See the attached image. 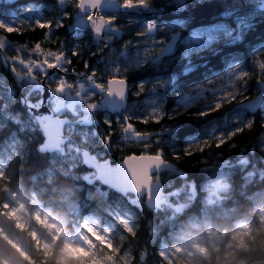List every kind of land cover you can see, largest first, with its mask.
Segmentation results:
<instances>
[{
    "label": "trees",
    "instance_id": "trees-1",
    "mask_svg": "<svg viewBox=\"0 0 264 264\" xmlns=\"http://www.w3.org/2000/svg\"><path fill=\"white\" fill-rule=\"evenodd\" d=\"M206 1L148 0L146 6L104 14L117 17L112 26L119 35H106L98 42L90 32L70 31L79 13L76 0L64 7L58 0H0V20L24 21L19 25L23 34H10V44L31 47L43 41L45 48L59 49L73 61L63 67L75 72L57 69L54 78L66 77L71 84L93 80L99 87L118 76L126 78L130 88L128 105L121 112L98 108L86 122L63 113L62 117L73 118V128L67 129L68 144L52 152L44 148V133L35 117L43 87L54 88L51 75H37L42 86L31 89L8 59L18 54L15 46L0 50V264H64L60 251L64 237H58L50 251L42 247L32 227L22 226L12 213L16 200L33 215L38 207L52 212L69 234L89 221L107 234V240L95 238L76 264H196L176 249L187 237L210 232L220 240L201 264H264V105L255 113L243 106L264 98V73L258 68L264 59V12L228 19L194 16L191 11ZM36 20L61 26L49 37L35 27ZM207 30L212 32L209 43L182 42L185 36ZM174 34L181 40L173 54L156 61ZM231 69L237 74L227 83L225 75ZM243 72L251 75L241 78ZM204 88L205 98L184 104L187 96ZM106 92H85V99L101 104ZM228 93L236 96L235 103L224 99ZM220 102L224 103L220 110L199 115ZM157 114L164 118L142 122ZM129 120L135 130H122ZM241 128L244 131L229 138ZM221 139L226 140L223 145L218 144ZM205 141L212 144L198 150ZM69 143L110 165L129 157L159 155L163 149V159L173 167L154 174V179L163 186L164 196L169 195L168 203L152 206L146 194L124 197L104 186L96 174L89 178L93 170ZM217 178H224L227 188L212 197L208 186ZM240 224L248 225V230H239ZM17 236L31 241L27 252L15 242Z\"/></svg>",
    "mask_w": 264,
    "mask_h": 264
},
{
    "label": "water",
    "instance_id": "water-1",
    "mask_svg": "<svg viewBox=\"0 0 264 264\" xmlns=\"http://www.w3.org/2000/svg\"><path fill=\"white\" fill-rule=\"evenodd\" d=\"M92 11L93 9L89 7L80 9V17L74 21L70 31L90 32L94 40L98 42H103L106 35H119V31L112 26L113 23L106 24L101 33L97 34L94 28V21H89L86 17ZM122 11L123 5L120 0H101L100 5L95 9V12L100 15L119 14ZM249 11L264 12V0H207L193 9L191 13L200 18L221 16L224 19H228ZM180 40L181 35L174 34L158 58H156V61L163 59L165 56L172 55ZM56 70L50 69L49 75L54 74ZM43 84H45V80H43ZM125 89L126 95L124 97H121L118 93H110L107 89L103 100V105L107 111L121 112L127 107L130 91L128 82L125 85ZM51 96L50 87H43V106L36 110L35 117L44 133V148L55 152L63 149L67 140L65 128L71 122V119L54 115L52 110L47 106V102ZM263 105L264 98L259 96L245 102L243 106L251 113H255ZM82 159L88 168L95 172L97 180L104 186L112 188L124 197L129 193L146 194L148 202L152 206H155L159 202L163 192V186L160 183L154 182V174L168 171L173 167L172 164L167 163L164 159L157 161L153 156L129 157L118 165H110L107 162L99 160L87 149L82 150ZM145 165L147 166L146 169L144 168ZM134 167L140 170L139 183L137 176L133 173Z\"/></svg>",
    "mask_w": 264,
    "mask_h": 264
},
{
    "label": "rangeland",
    "instance_id": "rangeland-1",
    "mask_svg": "<svg viewBox=\"0 0 264 264\" xmlns=\"http://www.w3.org/2000/svg\"><path fill=\"white\" fill-rule=\"evenodd\" d=\"M59 1V0H58ZM74 0H67L66 4L69 2L71 3ZM181 2H184V0H180ZM60 4V2H59ZM66 4L61 5L64 7ZM184 4V3H183ZM125 10V7H123V11ZM122 11V12H123ZM80 13V9H79ZM77 14V18L80 17V14ZM89 14L86 15V17ZM76 18V19H77ZM212 32L210 30H207L205 32H196L192 35L185 36L183 41L185 45H192V43H195L197 41V44L202 45L205 42L209 41L208 38H211ZM210 40V39H209ZM34 59H37L34 57ZM17 64V70L16 73L20 80H23L24 82H27L29 84V87L31 89H40L41 84L37 80V75H42L39 69L35 72V79L32 75L28 74V69L25 68L22 64ZM34 66V65H33ZM22 73V75H19L18 72ZM230 71V70H229ZM228 71V72H229ZM237 74V73H236ZM234 70L231 69L230 73H227L225 75V81H230L234 78L236 75ZM64 77H58L53 78L51 81L54 84V88L52 89V96L47 102V106L50 110L54 113V115L63 116V113H70L73 115V118H77L78 120H82L84 122L89 120L90 114L92 111L98 108H103V100L101 101V104H96L95 108L89 107L90 104H93L89 102L88 98L85 99V92L90 93V91L93 90H99V91H107V88H100L96 87L95 82L93 80H88L85 82H79L76 81L75 83H69V81L66 79V85H72V86H66L65 89L61 92L56 91V83L59 79H62ZM224 87V86H222ZM207 88L204 89H198V93L195 95H190L186 97V101L184 104H189L191 102H194L197 99L205 98L207 96ZM184 100V99H183ZM39 107L43 106L41 102L37 103ZM105 108V107H104ZM106 109V108H105ZM68 117V116H67ZM69 118V117H68ZM73 118L71 119V122L66 126L65 128V135H66V142L63 147H65L68 144L69 134L67 133L68 127L73 128ZM69 149H76L74 144L69 143ZM71 147V148H70ZM77 151H81V149H76ZM2 166V161L0 158V168ZM95 172L88 174V177H94ZM154 182L160 183L158 178L156 180L154 179ZM227 188V183L224 178H217L213 180L209 186L208 189L210 191V196H219L221 192L225 191ZM165 191L162 192V198L159 200V202H166L169 201V195L164 196ZM177 207V206H176ZM180 207V206H179ZM12 213L16 216L19 223L22 226L25 227H32V233L33 236L37 237V241H39L40 245L44 248H46L48 251H50L55 244V241L58 237L63 236L65 239V243L61 251V256L64 264H76L77 259H81V254L86 250V248L95 242V238H102L103 240H107V234L101 232V230L97 229L92 221H89L85 228H81L80 230H77L73 234H69L63 229V221H61L60 218H58L55 214H53L50 211L42 210L41 207H38L36 214L33 215L31 211L28 210L25 204H23L20 200H16L12 204ZM261 216L264 218V207L261 209ZM35 217V219H34ZM35 220L37 222H35ZM40 224V226H39ZM45 228V230H44ZM248 225L246 224H240L239 230L245 231L248 230ZM220 238L218 235L210 232L206 236H194V237H187V241H184L183 246H179L176 251L179 252L185 260L188 262L201 264L202 261L209 255L210 249L215 248L217 246L216 242H218ZM16 243H20V249L23 253L27 252V249L30 245H32L31 241L26 236H17ZM19 245V244H18ZM36 245V244H35ZM37 246V245H36ZM6 264H12L7 262Z\"/></svg>",
    "mask_w": 264,
    "mask_h": 264
},
{
    "label": "snow or ice",
    "instance_id": "snow-or-ice-1",
    "mask_svg": "<svg viewBox=\"0 0 264 264\" xmlns=\"http://www.w3.org/2000/svg\"><path fill=\"white\" fill-rule=\"evenodd\" d=\"M61 5L66 4L67 0H59ZM101 0H76V6L79 9H84L86 7L92 8L93 11L87 16V19L89 21H94V28L97 34L101 33V31L103 30L104 26L106 24H112L117 20L116 16H104V15H100L97 14L95 12V9L100 5ZM148 0H123V7L125 8H131V7H139L142 5H147ZM65 15L70 16L69 13H65ZM24 23L23 20H21L19 23H6L4 20H0V30H2V32L4 33V35H0V50H4L7 47H13L15 46L16 52L18 53L17 55L8 58L11 59V61H13V68L16 69L15 64L18 62L20 64H22L25 68L28 69V74L32 75L33 78L35 79V72L37 71V69L40 70V72L42 73V75H44L45 77L48 76L49 74V70H56V69H60L63 72H68V71H73L75 72V69H70L67 67H62V65L67 64V65H71L73 64V61L70 59H66V54L59 50V49H51V48H45L43 46V41H37L35 42L31 47H29L28 44H10L9 43V38L8 36L10 34L16 33V34H23V30L22 27H20L19 25H22ZM61 25L59 23H56L54 21H41V20H36L35 22V27H38L39 29L45 30L46 31V35L47 36H51L52 34V29L58 28ZM152 25H148V30L151 31L152 30ZM139 35H144V33H141ZM25 51L27 52V54L29 55L28 59H25ZM76 55H78V52L76 53ZM40 57V59H34V57ZM34 65V66H33ZM90 66H88L89 68ZM238 67V66H237ZM259 70L261 71V73H264V59H261L259 61V65H258ZM17 70V69H16ZM18 72V71H17ZM19 75H22V73L18 72ZM96 73L92 72L91 76L95 77ZM251 75V73L249 72H243L240 74L241 78H247ZM262 80H264V75H261ZM127 83V79L126 78H120L118 76H113L109 78V82L108 84L105 83H99V87L100 88H106L108 89V91L110 93H118L121 97H124L126 95V89H125V85ZM66 86H72V85H66V77L59 79L56 83V91L57 92H61L65 89ZM144 86L141 85V91H143ZM227 99L228 102L231 103H235L236 102V96L233 95L232 93H228L226 94L225 98ZM89 107L91 108H95L96 105L90 104ZM222 107H224V103L220 102L217 103L215 105V107H212L209 109V111L207 112H202L199 113V115H208L211 112L220 110ZM164 116L163 114H157V115H153L151 117H145L143 119V123H148L149 120H152L153 122H158L159 120L163 119ZM109 124H111V121L108 122ZM247 128H251L252 125L251 123L246 125ZM126 129H133L135 130V125L132 123L131 120H129L128 124L124 125L122 130H126ZM137 131V135H143V133L139 130ZM244 131L243 128L241 129H237L236 131H233L229 138L234 137L235 135H237L239 132ZM112 140V135H108L106 136V141L110 142ZM226 140H218V144L219 145H223V143H225ZM212 144V141H205L203 143V145H197V149L198 150H203L205 148H207L208 146H210ZM159 155H156L155 153H153V157L155 160L157 161H162L163 160V149H159ZM189 154H193V153H189ZM136 155H139V153H137ZM146 165L144 166V168L146 169ZM137 168H133V173L137 176V181L138 183L140 182V174Z\"/></svg>",
    "mask_w": 264,
    "mask_h": 264
},
{
    "label": "flooded vegetation",
    "instance_id": "flooded-vegetation-1",
    "mask_svg": "<svg viewBox=\"0 0 264 264\" xmlns=\"http://www.w3.org/2000/svg\"><path fill=\"white\" fill-rule=\"evenodd\" d=\"M55 77V75H51L50 78L53 79ZM57 116V115H56Z\"/></svg>",
    "mask_w": 264,
    "mask_h": 264
}]
</instances>
